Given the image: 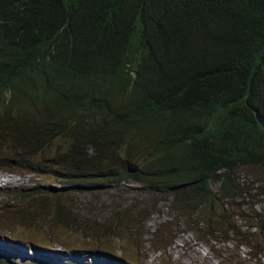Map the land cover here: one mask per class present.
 I'll use <instances>...</instances> for the list:
<instances>
[{
    "label": "clouds",
    "instance_id": "1",
    "mask_svg": "<svg viewBox=\"0 0 264 264\" xmlns=\"http://www.w3.org/2000/svg\"><path fill=\"white\" fill-rule=\"evenodd\" d=\"M133 1L140 3L137 8L143 16L102 34L120 39L126 44L125 49L102 44L96 37V27H88L82 20L72 25L74 35L82 38L62 31L34 46L46 24L41 32L36 31L37 37L30 39V29L27 34L24 30L16 33L14 24L20 15L8 11L7 28L0 34V117H7L0 118V123L22 116L24 121L20 123L24 130L43 125L44 141H53L94 127L85 126L83 119L92 124L101 123L104 128L111 118H106V112H114L112 96L133 93L132 115L142 135L139 142L127 144L126 148L139 146L170 126L175 133L182 131L183 120L190 122L196 135L206 133L204 127L212 105L218 103L213 97L218 73L215 69L209 71L206 57L193 39L189 17L199 0ZM201 4L205 10L203 0ZM256 34L260 37L248 47L251 52L247 57L246 86L251 93V120L241 130H226L224 137L216 134L221 147L218 155L222 158L218 165L201 175L203 192H196L187 184L180 166L170 167L155 180L145 175H133L130 181L118 179L103 189L136 184L140 188L137 195L150 197L156 214L159 206L167 210V220L156 223L150 218L153 210L145 211V218L140 219L141 224L136 228L128 226L135 225L136 220L125 212L115 211L109 223L94 221L101 227L102 232L98 233L119 242L139 241L145 248L139 258L147 255L154 264L161 262L156 255L162 252L164 241L174 239L178 227L184 235H189L201 229L211 230L210 224L214 223L223 242L215 245H224L227 249L218 255L211 247L212 241L202 236L197 238L214 257L220 260L224 251L237 255L238 246L232 239L238 236L243 257L264 264V26ZM222 119L230 120L231 115ZM113 131L122 135L119 143L137 134L130 114L121 125L113 127ZM171 141L170 148L182 147L197 159L198 144L191 137L180 141L173 136ZM234 172L237 173L235 187L231 184ZM95 190L101 188L81 191ZM65 191L70 190L65 188ZM63 196H59V200ZM64 202L68 204L67 200ZM234 211L237 213L232 215ZM66 212L65 227H86L84 221L77 224L76 219L69 217L74 216L71 210ZM124 215L126 219L119 224L117 218ZM234 217L237 223L232 221ZM184 247L181 243V249ZM117 256L122 257V254ZM171 257L166 258L169 261ZM227 257L220 262L228 264Z\"/></svg>",
    "mask_w": 264,
    "mask_h": 264
},
{
    "label": "trees",
    "instance_id": "2",
    "mask_svg": "<svg viewBox=\"0 0 264 264\" xmlns=\"http://www.w3.org/2000/svg\"><path fill=\"white\" fill-rule=\"evenodd\" d=\"M203 1L206 4L205 10L199 0L189 18L196 47L203 51L209 71L215 69L218 73L213 88V97L218 103L212 105V113L204 127L206 133L196 135L190 122L183 120L182 131L175 133L170 126L139 146L126 148L127 144L136 140L139 142L142 129L132 115L134 94L115 93L112 96L114 112H106V118H111L104 128L101 123L92 124L83 119L85 126L94 127L57 140L44 141L43 125L36 124L34 129L24 130L20 123L24 121L22 116L17 117L18 120L7 119L9 123H0V169L23 170L44 178L56 177L66 185V189L81 191L96 186L108 188L118 179L133 180V175H145L155 180L162 177L170 167L180 166L187 184L196 192H203L201 175L218 165V160L222 158L221 154L218 155L221 147L215 138L216 134L224 137L228 130H241L251 120V93L246 86L247 57L251 52L248 47L260 37L256 32L264 26V0ZM139 4L133 0H0V34L7 28L10 11L20 15L14 24L16 33L24 30L27 34L30 29V39L37 37L39 34L36 31L41 32L46 24L34 46L62 31L74 38H82L72 32V25L82 20L86 26L96 27V37L102 44L114 49H125L126 44L120 39L102 34L109 28L128 24L143 16L137 8ZM219 110L220 114L217 113ZM129 114L137 134L119 143L122 135L113 131V127L121 125ZM228 114L231 115L230 120H221V117ZM173 136L180 141L191 137L198 144L197 159H193L182 147L170 148ZM54 145L57 146L53 150ZM231 184L234 187L237 185L236 172L231 175ZM37 191V187L21 189L18 194L30 195L31 198L36 196ZM55 200L59 201V196ZM34 203L36 205L33 207L41 212V217L50 214L43 207L44 202L37 203L35 200ZM52 209L55 217L51 225L65 227L67 212L55 207ZM124 219L126 215L117 218L119 224ZM84 226L87 227V224L84 223ZM96 232H102L101 227ZM7 258L10 257L0 256V264H7Z\"/></svg>",
    "mask_w": 264,
    "mask_h": 264
},
{
    "label": "rangeland",
    "instance_id": "3",
    "mask_svg": "<svg viewBox=\"0 0 264 264\" xmlns=\"http://www.w3.org/2000/svg\"><path fill=\"white\" fill-rule=\"evenodd\" d=\"M3 169H0V177L3 179V181L0 180V242L7 241L8 246H0V251L9 250L19 253L18 247H22L24 252L30 255L24 259L7 258V264H39L43 260L52 261L54 264H139L141 262L139 255L143 254L145 248L139 241L119 242L116 238L96 232L99 227L94 222L109 223L113 213L121 211L136 220L135 225L128 226L138 228L141 224L140 219L145 218L144 212L153 210L152 214H154L150 218L158 223L160 206L157 208L156 214L152 199L145 195L142 196L143 194L137 195L140 188L136 184L123 185L120 189L74 193L71 190L65 191L64 185L56 177L44 178L23 170ZM11 180H16V184L25 180L30 185L19 187L7 182ZM35 187L38 189L35 197L30 198V195L18 194L21 189ZM14 190L16 191L13 192ZM61 195H64L63 198L59 201L55 200L56 196ZM35 200L37 203L44 202L43 207L50 214L41 217V212L33 207L36 205ZM64 200H67L68 204ZM136 202L139 205L144 204L137 207L134 204ZM52 207L58 208V210H71L74 216L69 217L73 220L76 219L77 223L84 221L89 224L90 231L87 227H53L50 223L53 221V216L55 217V211L50 210ZM147 207H149L148 210H146ZM236 213L235 211L231 212L232 215ZM233 220H237L236 217ZM235 222L237 223V221ZM210 227L211 230L207 231L201 229L195 233L185 232L193 240L194 249L187 251L186 242L182 251L176 253L177 256L172 257L169 261L166 257L174 254L175 248L171 246V241H164L160 249L162 252L156 255L161 262L155 261L154 264H226L224 261L220 262V260H226V255L228 256V264H261L243 257V249L239 247L241 241L238 236L232 239V242L238 246L236 248L237 255L235 252L224 251V256L220 260L214 257V253L197 239L198 236H202L212 241L211 247L217 251L218 255L222 250L227 249L224 245L216 246L223 243L221 234L218 232L216 224L211 223ZM54 251L62 253V255L46 256L40 254L41 252L51 253ZM185 252H187L186 256L183 255ZM118 254H122V257L117 256ZM202 254L206 255L205 260L201 257ZM71 257L73 260H70Z\"/></svg>",
    "mask_w": 264,
    "mask_h": 264
},
{
    "label": "bare ground",
    "instance_id": "4",
    "mask_svg": "<svg viewBox=\"0 0 264 264\" xmlns=\"http://www.w3.org/2000/svg\"><path fill=\"white\" fill-rule=\"evenodd\" d=\"M0 180L3 181V179L0 177ZM8 183H11V184H16V180H11V181H7ZM30 184H28L25 180L21 183H17L16 186H19V187H26V186H29ZM137 203V202H136ZM137 205H139L137 203ZM159 221L158 223H162L164 221L167 220V215H168V212L166 209H164L162 206H160V209H159ZM177 223L179 224V220H177ZM187 242V244H186ZM171 246L175 248V252L174 254H171L172 257L174 256H177L176 253H179L180 251H182L181 249V243H183L184 245L186 244L187 246V251L188 249H190L191 251L194 249V246H193V240L189 238L188 235H184L183 234V230L182 228L178 227L177 228V231L175 232L174 234V239L171 241ZM7 241H1L0 242V246H3V247H7ZM196 246V244H194ZM197 249V247H196ZM18 250H20L19 253H16V252H13V251H9V250H5V251H0V256L1 258H5L6 256L7 257H10L12 259H16V258H24V257H28V253L27 252H24V249L22 247H18ZM41 255H46V256H51V255H56V256H61L62 253H59V252H41L40 253ZM183 255H187V252H185ZM147 256V255H146ZM142 257L141 258V264H153V261H151V259H149L148 257ZM171 257V259H172ZM201 257H203V259L205 260L206 259V255L205 254H202ZM179 259V257H177ZM43 260V258H42ZM70 260H73L72 257L70 258ZM42 264H54L52 261H48V260H43L41 262Z\"/></svg>",
    "mask_w": 264,
    "mask_h": 264
}]
</instances>
